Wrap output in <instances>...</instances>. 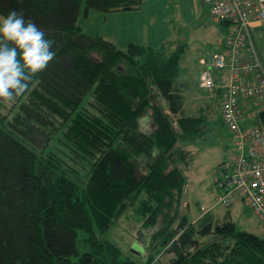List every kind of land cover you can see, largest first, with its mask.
Wrapping results in <instances>:
<instances>
[{
  "label": "trees",
  "instance_id": "1",
  "mask_svg": "<svg viewBox=\"0 0 264 264\" xmlns=\"http://www.w3.org/2000/svg\"><path fill=\"white\" fill-rule=\"evenodd\" d=\"M141 2L85 0L84 9L112 12ZM80 4L0 0V14L22 12L54 40L56 52L14 99L11 118L0 100V264H264V238L230 219L238 202L256 218L251 203L226 184L260 159L247 143L238 147L224 123L232 147L216 165L213 202L205 211L201 197L195 216L181 212L190 153L180 142L195 140L206 122L184 114L175 87L184 46L168 55L134 43L117 48L81 32ZM249 104L250 125L242 119L241 131L262 126L257 114L264 102ZM38 135L51 142L50 151L35 146ZM229 190L233 201L224 203ZM216 207L225 211L211 210ZM129 209L141 223L135 251L130 247L135 259L102 238ZM165 254L170 257L160 263Z\"/></svg>",
  "mask_w": 264,
  "mask_h": 264
},
{
  "label": "rangeland",
  "instance_id": "2",
  "mask_svg": "<svg viewBox=\"0 0 264 264\" xmlns=\"http://www.w3.org/2000/svg\"><path fill=\"white\" fill-rule=\"evenodd\" d=\"M203 1L142 0L139 8L130 9L131 11L129 9L112 12L88 10L85 13V0H81L77 18V25L82 33L92 37L99 36L110 42H112L110 38L116 36L120 38L121 43L126 39L136 40V42L141 40L139 44L147 40L154 47L163 49L167 55L173 50L171 47L179 45L187 47L181 56L182 60L175 87L181 91L185 115L206 117L203 130L195 140L187 143L180 142V146L190 153V161L186 170L188 185L184 189L181 212H188L192 216L196 214L194 204L198 198L200 200L201 197H205L206 201L203 200L204 203H200V206L208 205L205 207V211L210 207L209 203L213 202L217 193L212 185V177L217 173L216 165L224 159H228V151L232 147L231 134L221 122L220 97L218 95L214 98L209 97L204 89L197 86L201 66L196 58V50L193 48L219 47L218 40H224L230 31V27L217 23L211 18L209 6ZM139 9H141V14L137 17L135 13ZM121 43L118 44L119 47L115 44L116 47L124 49L128 45ZM261 44L264 47V40L261 41ZM258 50L264 62L262 47H258ZM212 54L213 51L209 52L207 49L203 52L202 50L204 58H209ZM195 101L198 103L197 107H193L196 104ZM14 103V99L3 102L2 113L8 118H11L13 114ZM250 105L247 108L248 114L254 110ZM242 118L250 125L247 114H244ZM46 141L43 135H38L34 141L35 146L38 149L45 146L44 150L50 151L51 142L47 143ZM211 210L217 213L225 211L221 207ZM229 210L230 219L235 223L237 229L264 238V228L260 224L261 222L254 217L246 205L238 202ZM200 212H202L201 207ZM140 225L141 223L137 222L132 210L129 209L102 235V238L115 244L129 258L135 259L138 254L130 253V247L138 238ZM144 233L147 236L149 231ZM79 238H82L81 234ZM77 248L79 253L85 250L82 243H79ZM169 257L168 254L163 255L160 263H164Z\"/></svg>",
  "mask_w": 264,
  "mask_h": 264
},
{
  "label": "built area",
  "instance_id": "3",
  "mask_svg": "<svg viewBox=\"0 0 264 264\" xmlns=\"http://www.w3.org/2000/svg\"><path fill=\"white\" fill-rule=\"evenodd\" d=\"M204 1L213 18L228 23L230 31L226 37L224 53L202 61L203 68L198 76L199 86L209 93L221 90V122L239 138L238 147L242 148L247 143L249 154L260 159L252 161L246 171H237L231 177L235 182L242 183V187L236 183L229 185L244 194L256 216L264 217V126L251 125L244 131L240 130L242 116L247 114L244 105L249 102L254 105L255 102H264V66L259 60L251 34L255 24L264 25V0ZM213 69L228 72L229 77L217 85L212 74ZM242 75L253 84L246 86ZM240 159L243 164L244 157ZM234 190L227 191L221 201L232 202Z\"/></svg>",
  "mask_w": 264,
  "mask_h": 264
},
{
  "label": "clouds",
  "instance_id": "4",
  "mask_svg": "<svg viewBox=\"0 0 264 264\" xmlns=\"http://www.w3.org/2000/svg\"><path fill=\"white\" fill-rule=\"evenodd\" d=\"M54 40L22 12L0 14V100L22 95L53 61Z\"/></svg>",
  "mask_w": 264,
  "mask_h": 264
},
{
  "label": "crops",
  "instance_id": "5",
  "mask_svg": "<svg viewBox=\"0 0 264 264\" xmlns=\"http://www.w3.org/2000/svg\"><path fill=\"white\" fill-rule=\"evenodd\" d=\"M134 9H138V8H134ZM123 11V10H122ZM129 11H131L130 9H129ZM136 16L138 17L140 14H141V9H139L138 11H136ZM211 16V15H210ZM211 18L213 19V20H215L212 16H211ZM216 21V20H215ZM217 23H220V24H223L224 26H226V27H230V26H228V24H226V23H221V22H218V21H216ZM251 34H252V39H253V42H254V46H255V50H256V52H257V55H258V57H259V60L261 61V63L263 64V66H264V62H263V59H262V57H261V55H260V53H259V50H258V47H262V49H263V57H264V47L262 46V44H261V41L262 40H264V25H257V24H255L253 27H252V29H251ZM110 40L112 41V43L115 45H117V47H119L118 46V44L119 43H121V40H120V38L119 37H114V38H110ZM258 40V41H257ZM127 41V42H126ZM141 41V40H140ZM140 41L139 42H136V40H132V39H126L125 40V42H122L121 44H129V43H134V44H137V45H141V46H150V47H153V48H156V49H159V47H154V45H151V44H149L148 42H147V40L145 41V42H143V43H141V44H139L140 43ZM225 41H226V38L223 40H218V43H217V45L219 46V47H194L193 49H195L196 50V58H197V61L199 62V66H201V68H200V70L203 68V65H202V61L204 60V59H211L214 55H216V54H223L224 53V50H225V47H224V45H225ZM259 43V44H258ZM257 44H258V46H257ZM115 45V46H116ZM121 48H123V47H121ZM175 47H171V49H174ZM187 47H184V49H183V52L185 51V49H186ZM207 49L209 50V52L211 51H213V54L209 57V58H204L203 56H202V50H203V52H205V51H207ZM182 52V53H183ZM182 56V55H181ZM181 60H182V58H181ZM181 60H180V62H181ZM179 65H180V63H179ZM200 72V71H199ZM212 74H213V76H214V78H218V81H220V82H222L223 80L225 81L228 77H229V74H228V72H222V71H219L218 69H213V71H212ZM198 75H199V73H198ZM197 86H198V88H200V89H202L200 86H199V80L197 81ZM220 91L221 90H216L215 91V93H217V94H220ZM197 100V99H196ZM200 101V100H199ZM195 105H193V107H197V105H198V103L195 101ZM203 103V102H202ZM203 106H204V103H203ZM190 108V107H189ZM244 108H245V110L247 111V108H248V105L247 104H245L244 105ZM183 112H184V103H183Z\"/></svg>",
  "mask_w": 264,
  "mask_h": 264
},
{
  "label": "bare ground",
  "instance_id": "6",
  "mask_svg": "<svg viewBox=\"0 0 264 264\" xmlns=\"http://www.w3.org/2000/svg\"><path fill=\"white\" fill-rule=\"evenodd\" d=\"M242 78H243V80H244V84L246 85V86H251L252 84H253V82L250 80V79H248L245 75H242ZM224 81V80H223ZM223 81L222 82H220V81H218V78H216L215 79V84H221V83H223ZM207 94H208V96L209 97H212V98H214V97H216V95H217V93H215V92H213V93H209V92H207V91H205ZM220 95V107H223V103H221V101H222V95L221 94H219ZM227 181V183L226 184H233V183H236V185H238V186H243L242 185V183H240V182H235L233 179H231V178H229V180H226ZM256 218L264 225V217H262V216H260V215H257L256 216Z\"/></svg>",
  "mask_w": 264,
  "mask_h": 264
},
{
  "label": "water",
  "instance_id": "7",
  "mask_svg": "<svg viewBox=\"0 0 264 264\" xmlns=\"http://www.w3.org/2000/svg\"><path fill=\"white\" fill-rule=\"evenodd\" d=\"M257 116H258V120L260 121V123L262 124V126H264V110L259 111L258 114H257ZM131 250L132 251H135L134 246L131 247Z\"/></svg>",
  "mask_w": 264,
  "mask_h": 264
}]
</instances>
